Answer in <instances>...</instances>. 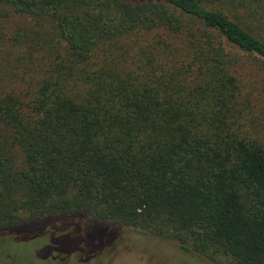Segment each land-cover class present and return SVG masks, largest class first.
<instances>
[{
    "label": "trees",
    "instance_id": "trees-1",
    "mask_svg": "<svg viewBox=\"0 0 264 264\" xmlns=\"http://www.w3.org/2000/svg\"><path fill=\"white\" fill-rule=\"evenodd\" d=\"M0 10L31 20L28 77L0 86V236L48 233L67 252L89 220L214 264H264V147L244 125L263 97L264 0Z\"/></svg>",
    "mask_w": 264,
    "mask_h": 264
},
{
    "label": "rangeland",
    "instance_id": "rangeland-1",
    "mask_svg": "<svg viewBox=\"0 0 264 264\" xmlns=\"http://www.w3.org/2000/svg\"><path fill=\"white\" fill-rule=\"evenodd\" d=\"M1 13L2 10L0 86L6 90H18L22 88L20 77H28L23 62L30 41L27 33L31 20L16 13H11L8 17L2 16ZM46 29L42 28L44 31ZM256 62L254 66L262 70L264 78V64L261 61ZM258 85L257 89L262 91L263 97L254 101L255 107L245 119L244 125L249 137L264 147V81ZM80 231L86 245L69 244L67 252L53 246L48 233L20 242L0 236V264H33L37 252L41 253L46 246L50 250V264H214L203 256L182 252L176 242L162 236L148 237L134 233L131 241L129 235L132 231L123 228L118 231L114 226L92 224L89 220L83 222Z\"/></svg>",
    "mask_w": 264,
    "mask_h": 264
}]
</instances>
